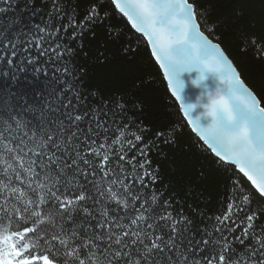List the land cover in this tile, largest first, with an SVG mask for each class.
I'll return each instance as SVG.
<instances>
[{"label": "snow or ice", "instance_id": "6c2138e0", "mask_svg": "<svg viewBox=\"0 0 264 264\" xmlns=\"http://www.w3.org/2000/svg\"><path fill=\"white\" fill-rule=\"evenodd\" d=\"M235 2L0 0V264H264V0Z\"/></svg>", "mask_w": 264, "mask_h": 264}, {"label": "trees", "instance_id": "16d2710c", "mask_svg": "<svg viewBox=\"0 0 264 264\" xmlns=\"http://www.w3.org/2000/svg\"><path fill=\"white\" fill-rule=\"evenodd\" d=\"M207 2L217 4L220 2V0H207ZM252 6L259 8V3H254ZM238 8H239V0H236V2L231 5L230 10L235 11ZM143 59L145 61V67L148 69L146 74L155 77L156 81H157V85H159V76L157 75L158 69L153 64H151L150 62L147 61L146 56H144ZM245 70H246V73L250 74V75H255V74L259 73V69L252 68L251 66H245ZM159 108H160L159 115L164 119H167L166 114L168 112H174L175 111V109L172 108L170 106V104L168 103V101H166V100L162 101L160 103ZM195 158L198 159L199 162H205L204 157L202 155H197Z\"/></svg>", "mask_w": 264, "mask_h": 264}, {"label": "water", "instance_id": "95a60500", "mask_svg": "<svg viewBox=\"0 0 264 264\" xmlns=\"http://www.w3.org/2000/svg\"><path fill=\"white\" fill-rule=\"evenodd\" d=\"M194 75V74H193ZM185 79L187 80V74H185ZM199 89L192 86L190 83L187 85L185 89V97L188 100L194 101L196 95L198 94Z\"/></svg>", "mask_w": 264, "mask_h": 264}]
</instances>
